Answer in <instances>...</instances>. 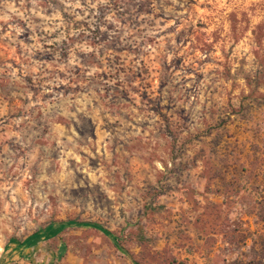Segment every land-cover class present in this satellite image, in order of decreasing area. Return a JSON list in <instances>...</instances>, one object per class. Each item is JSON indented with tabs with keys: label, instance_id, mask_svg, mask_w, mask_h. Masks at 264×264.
Segmentation results:
<instances>
[{
	"label": "rangeland",
	"instance_id": "374dc122",
	"mask_svg": "<svg viewBox=\"0 0 264 264\" xmlns=\"http://www.w3.org/2000/svg\"><path fill=\"white\" fill-rule=\"evenodd\" d=\"M47 226V264H264V0H0V264Z\"/></svg>",
	"mask_w": 264,
	"mask_h": 264
},
{
	"label": "crops",
	"instance_id": "0c3cea01",
	"mask_svg": "<svg viewBox=\"0 0 264 264\" xmlns=\"http://www.w3.org/2000/svg\"><path fill=\"white\" fill-rule=\"evenodd\" d=\"M58 228L49 226L33 233L29 238L22 241H10L6 245L7 260L14 264H47L51 261L52 256L48 254H37L43 243L54 238L58 232Z\"/></svg>",
	"mask_w": 264,
	"mask_h": 264
},
{
	"label": "trees",
	"instance_id": "16d2710c",
	"mask_svg": "<svg viewBox=\"0 0 264 264\" xmlns=\"http://www.w3.org/2000/svg\"><path fill=\"white\" fill-rule=\"evenodd\" d=\"M68 225L72 226V225H75V223H71V222H70V223H68ZM83 226H90V227L97 228V226H96V225H94V224H87V223H86V224H83ZM48 227H49V226H47V228H46V229H48ZM61 228H62V226H60V227H59V229H58V232H57L56 234H58V233H59V231H60V229H61Z\"/></svg>",
	"mask_w": 264,
	"mask_h": 264
}]
</instances>
